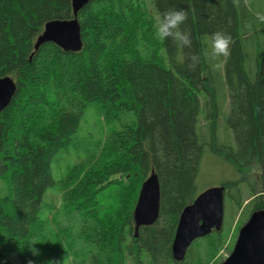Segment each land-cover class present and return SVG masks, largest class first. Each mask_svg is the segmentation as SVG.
I'll return each instance as SVG.
<instances>
[{"label": "trees", "instance_id": "1", "mask_svg": "<svg viewBox=\"0 0 264 264\" xmlns=\"http://www.w3.org/2000/svg\"><path fill=\"white\" fill-rule=\"evenodd\" d=\"M151 1L158 17L170 8L188 11L182 28L191 33V48L157 39L145 8L91 0L78 16L82 51L65 52L51 42L36 51L48 22L73 18L72 0H0V79L17 85L12 103L0 112V264L44 263L31 249H38L34 236L49 189L63 192L62 209L74 221L70 237L66 231L68 250L52 251L49 264H194L196 246L216 259L226 241L223 229L195 240L183 262L172 255L180 216L198 196L206 145L241 173L258 169L247 197L240 187L247 177L224 184L229 209L246 217L236 236L253 212L264 210V51L248 63L249 33L241 31L233 0ZM130 8H138L136 23ZM216 31L233 37L227 58L210 55L204 37ZM192 54L200 57L194 69ZM90 105L117 126L104 144L78 136ZM223 108L235 145L218 135ZM71 150L82 156L60 173ZM153 171L160 183L159 219L140 227L136 237L134 210ZM104 192L111 198L106 207Z\"/></svg>", "mask_w": 264, "mask_h": 264}, {"label": "rangeland", "instance_id": "2", "mask_svg": "<svg viewBox=\"0 0 264 264\" xmlns=\"http://www.w3.org/2000/svg\"><path fill=\"white\" fill-rule=\"evenodd\" d=\"M126 1L128 3L123 2L121 4L132 7L145 8L154 20V23H156V21L159 19L153 8L154 6L152 5L151 0ZM237 8L239 10L241 31L249 33L250 39L246 42V52L248 63L250 64V61L253 62L259 52L264 51V24L260 23L254 15L256 11L264 12V0H249L248 6H245L243 3H241ZM243 8H246V13L243 12ZM130 10L132 12V22L136 23L138 20V8H133V10L132 8H130ZM96 12H98V10H96ZM140 24H142V22H140ZM249 24H251L252 26L251 29H249L248 27ZM256 28H258L257 32L255 31ZM147 46L151 48V44H147ZM219 104H221V106L225 104L223 95L221 94L219 97ZM227 116V109L224 110L223 108L218 123V135L222 142H226L230 145H235L233 132L227 124ZM119 124L120 123H118V125ZM116 128V124L108 122L107 114L105 113V111L101 110V108H99L98 106L90 105L83 115L78 136L79 138H81V140H91L97 143L104 144L105 138L107 137L109 132ZM202 134L205 137V141L210 140V131L208 127L205 126L202 128ZM77 147H80V145H78ZM79 156H82L81 151H79V155H75V151L71 150V156H67L62 159V162L61 160L58 162V164L61 162V168L59 172L62 173L63 171H66L67 165H73L74 163H76ZM56 166L57 165H55L54 167V172L56 170ZM257 174L258 169L255 166L245 169L243 173H241L236 169L234 164L229 163L221 157L212 153L209 150L208 145H206L205 152L201 159L199 172L196 178L197 192L199 194L209 188L223 186L224 184L230 182L242 181L243 177H247L248 179L242 181L240 185L241 189H243V196L247 197V190L251 189L253 184L257 182ZM4 183L5 182H0V190H3V188L5 187ZM255 186L257 185L255 184ZM230 192L232 194H235L234 189H232ZM228 197L229 193L226 194L225 199V218L222 232L226 237V241L223 248L216 256V259L214 258L212 260H209L208 257H205L202 248L196 246L193 249V256H190L192 263L214 264L216 260H219L221 264L230 256L239 234L238 232L236 236L237 228L241 224L242 220H244L243 218L246 217L244 216L245 213L242 215L240 210L236 209L235 207L229 209ZM100 199L101 204L104 207L111 203V198L109 196H106L105 192L101 194ZM44 204L46 205V209L41 216L42 218L40 219L39 225L37 226L34 241L38 246L39 254H41L42 257L46 259L45 260L42 258L44 263L49 264V258H51L50 253L52 251H54L53 254H57L60 253L59 250L61 248L65 251L68 250V244L66 240L69 241V237L72 232L70 229H72L74 221L70 220V218L68 219L67 211H64L65 209H62L63 192L61 190L49 189L45 194ZM68 226H70V228ZM66 231L69 232V237L67 236L68 234ZM77 250H81L78 245ZM82 257L83 255L81 256V258ZM142 258L146 260L145 256H143ZM79 259L80 257H77V260ZM44 263L41 262L38 264ZM126 264L133 263L131 261H127Z\"/></svg>", "mask_w": 264, "mask_h": 264}, {"label": "water", "instance_id": "3", "mask_svg": "<svg viewBox=\"0 0 264 264\" xmlns=\"http://www.w3.org/2000/svg\"><path fill=\"white\" fill-rule=\"evenodd\" d=\"M91 0H72L73 18L54 20L45 25L37 38L35 50L46 43H54L65 52H80L83 49L79 13ZM17 93V85L10 78L0 79V112L5 110ZM160 183L158 175L152 174L142 184L134 210L135 236L140 227L151 226L160 214ZM226 186L212 187L199 193L181 216L172 244L173 260L183 262L188 249L199 238L221 231L225 218ZM221 264H264V210L253 212L240 228L230 256Z\"/></svg>", "mask_w": 264, "mask_h": 264}, {"label": "clouds", "instance_id": "4", "mask_svg": "<svg viewBox=\"0 0 264 264\" xmlns=\"http://www.w3.org/2000/svg\"><path fill=\"white\" fill-rule=\"evenodd\" d=\"M235 6L239 7L241 3L245 6H248L249 0H233ZM256 19L264 24V12L256 11L254 13ZM189 18V13L186 9L182 8H170L163 13H161L159 19L156 21L155 28V37L161 41L171 39L173 40L179 49L191 48L192 47V37L191 33L182 26L187 22ZM251 29V24L248 25ZM206 43L210 47V55L215 58H227L231 55V48L234 44V40L231 34L216 31L210 36L205 35L204 37ZM205 56H209V52H205ZM180 62H183L184 57L181 55L178 57ZM191 63L189 67L194 69L197 64L200 62V57L197 54H192L189 57ZM222 64H217L215 67H221ZM33 255H39V250L32 248ZM28 264H34V261L29 260Z\"/></svg>", "mask_w": 264, "mask_h": 264}]
</instances>
